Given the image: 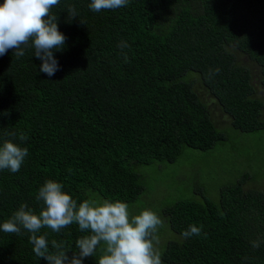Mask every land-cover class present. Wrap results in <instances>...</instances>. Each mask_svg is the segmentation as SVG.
<instances>
[{"label": "trees", "instance_id": "1", "mask_svg": "<svg viewBox=\"0 0 264 264\" xmlns=\"http://www.w3.org/2000/svg\"><path fill=\"white\" fill-rule=\"evenodd\" d=\"M90 2L52 8L66 36L53 76L39 70L31 48L20 58L14 49L0 56V144L7 133L28 136L20 171H0V224L22 203L39 211L38 189L49 179L78 203L135 202L143 190L138 165L174 161L185 146L206 150L225 138L203 94L234 128L264 126V0H129L100 12ZM69 6L77 12L71 20ZM122 40L130 46L123 52ZM247 178L222 186L218 202L180 200L164 209L178 238L160 248L163 264H264V242L250 243L264 241V192L248 189ZM190 224L202 232L184 238ZM41 231L63 241L69 257L86 234L77 224ZM29 235L0 230V264H47Z\"/></svg>", "mask_w": 264, "mask_h": 264}, {"label": "clouds", "instance_id": "2", "mask_svg": "<svg viewBox=\"0 0 264 264\" xmlns=\"http://www.w3.org/2000/svg\"><path fill=\"white\" fill-rule=\"evenodd\" d=\"M60 0H3L0 3V56L14 49L16 58L25 56L26 50H34L33 55L41 61L40 71L53 76L59 70V63L54 55L63 50L66 36L59 31L58 15L52 8ZM129 0H91L88 5L93 12L115 10L126 6ZM68 18L77 17L75 6H69ZM118 48L130 47L126 41H120ZM125 60L127 55L124 53ZM219 73L220 69L214 70ZM10 137L0 144V171L19 172L28 148L22 143L28 140L21 132L7 133ZM64 186L49 179L38 189L36 200L41 202L39 211L27 203L20 204L13 215L0 224L5 233L20 235L26 230L32 251L47 264H83L87 257H95L96 264H163L159 248L158 230L164 221L151 208H144L133 215L129 204L115 200L89 196L78 203ZM77 224L81 233H86L75 241V248L69 257L63 241L55 239L49 242L48 232L60 233L69 225ZM202 228L190 224L181 233L184 238L199 236ZM261 238L251 241V246L258 249ZM100 255L97 257V252Z\"/></svg>", "mask_w": 264, "mask_h": 264}, {"label": "rangeland", "instance_id": "3", "mask_svg": "<svg viewBox=\"0 0 264 264\" xmlns=\"http://www.w3.org/2000/svg\"><path fill=\"white\" fill-rule=\"evenodd\" d=\"M243 61L249 62L247 58ZM249 65L258 83V67ZM204 97L210 102L213 119L225 138L210 149L185 146L174 161L157 160L136 168L143 190L129 204V211L136 215L144 208H151L160 215L164 224L157 233L159 248L178 238L164 219V209L173 202L205 199L218 202L220 188L238 184L243 174H247L248 189L264 192V126L255 131H240L229 122V117L227 121L213 98L203 94ZM262 116L264 120V111Z\"/></svg>", "mask_w": 264, "mask_h": 264}]
</instances>
